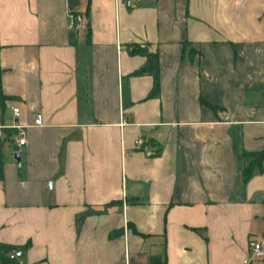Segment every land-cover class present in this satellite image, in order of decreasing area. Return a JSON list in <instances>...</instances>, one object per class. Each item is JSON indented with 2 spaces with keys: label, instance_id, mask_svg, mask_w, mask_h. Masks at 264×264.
<instances>
[{
  "label": "crops",
  "instance_id": "0c3cea01",
  "mask_svg": "<svg viewBox=\"0 0 264 264\" xmlns=\"http://www.w3.org/2000/svg\"><path fill=\"white\" fill-rule=\"evenodd\" d=\"M0 85V264H264V0H0Z\"/></svg>",
  "mask_w": 264,
  "mask_h": 264
},
{
  "label": "trees",
  "instance_id": "16d2710c",
  "mask_svg": "<svg viewBox=\"0 0 264 264\" xmlns=\"http://www.w3.org/2000/svg\"><path fill=\"white\" fill-rule=\"evenodd\" d=\"M132 54H146L148 57V64H147V71L154 76V86L149 94V98L157 97L160 93V73H159V55L158 53L152 54L149 53L147 50L143 49L139 46H133V49L130 50ZM12 97L7 96L3 93L1 85H0V106L4 107L7 100L11 99ZM152 146L153 143L151 140L147 141ZM148 144V143H147ZM160 148L155 147V151L152 153L153 155L160 154ZM244 157L246 160V165L244 167V178L248 181L256 168L262 170L263 162H264V150L257 151V152H245ZM25 247H15V246H8L6 247V252H11L13 250L24 249ZM12 261V259H10Z\"/></svg>",
  "mask_w": 264,
  "mask_h": 264
},
{
  "label": "built area",
  "instance_id": "2783aa9c",
  "mask_svg": "<svg viewBox=\"0 0 264 264\" xmlns=\"http://www.w3.org/2000/svg\"><path fill=\"white\" fill-rule=\"evenodd\" d=\"M137 0H125V5L127 7H132L134 5V3L136 2ZM69 23H70V27L71 28H85L87 26V22H86V17L85 15L81 14V13H71L69 15ZM13 112H14V115L16 117H19L20 116V109L17 107V108H13ZM43 124V120H42V115L41 114H38L36 116V119H35V125L36 126H41ZM19 129L18 131V134H17V138H16V144L18 146H22L26 143V138H25V131H24V128L23 126L21 125H17L15 126ZM147 140L143 137H139L137 140H136V147L137 149H142V147L146 144ZM264 256V249L262 247V245L260 243H254L253 244V247L251 249V256L250 258L247 260V262H249V260L251 259H260ZM16 256L15 254L14 255H11V258L14 259Z\"/></svg>",
  "mask_w": 264,
  "mask_h": 264
},
{
  "label": "water",
  "instance_id": "95a60500",
  "mask_svg": "<svg viewBox=\"0 0 264 264\" xmlns=\"http://www.w3.org/2000/svg\"><path fill=\"white\" fill-rule=\"evenodd\" d=\"M15 158L20 161L21 160V152H16ZM20 256V255H19Z\"/></svg>",
  "mask_w": 264,
  "mask_h": 264
}]
</instances>
